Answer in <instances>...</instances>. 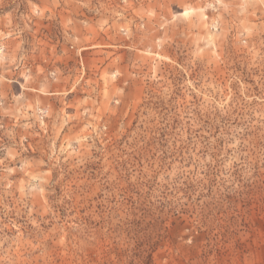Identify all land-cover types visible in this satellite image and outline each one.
Segmentation results:
<instances>
[{
    "label": "clouds",
    "instance_id": "obj_1",
    "mask_svg": "<svg viewBox=\"0 0 264 264\" xmlns=\"http://www.w3.org/2000/svg\"><path fill=\"white\" fill-rule=\"evenodd\" d=\"M26 4L0 17V264H264V0Z\"/></svg>",
    "mask_w": 264,
    "mask_h": 264
},
{
    "label": "rangeland",
    "instance_id": "obj_2",
    "mask_svg": "<svg viewBox=\"0 0 264 264\" xmlns=\"http://www.w3.org/2000/svg\"><path fill=\"white\" fill-rule=\"evenodd\" d=\"M33 2L37 4H42L43 0H33ZM182 2H187V0H182ZM159 5L164 8H167L168 0H154V6ZM28 11V7L26 4V0H0V17H3L6 13H13V15L19 19L24 13ZM171 11L173 13H177L179 9L175 4L171 5ZM164 18L167 19L166 13L164 14ZM37 38L40 40H44L47 43L57 45V50L64 45V37L62 28L57 20L45 21L42 23L39 33L37 34ZM24 39L31 43L32 37L30 34L25 33ZM28 45L26 44L25 47ZM182 78H177V94H180L179 82ZM259 94V93H258ZM8 146V141L4 140L2 144H0V155H2V149ZM28 156L33 155L32 153L26 154ZM11 166V165H10ZM15 166H19L18 162H16Z\"/></svg>",
    "mask_w": 264,
    "mask_h": 264
}]
</instances>
